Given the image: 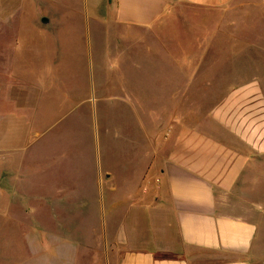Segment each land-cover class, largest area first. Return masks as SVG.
Here are the masks:
<instances>
[{"label": "rangeland", "instance_id": "rangeland-1", "mask_svg": "<svg viewBox=\"0 0 264 264\" xmlns=\"http://www.w3.org/2000/svg\"><path fill=\"white\" fill-rule=\"evenodd\" d=\"M196 11L152 39L113 0H0V264H112L107 207L148 185L176 91L235 79L228 52L197 64Z\"/></svg>", "mask_w": 264, "mask_h": 264}, {"label": "crops", "instance_id": "crops-1", "mask_svg": "<svg viewBox=\"0 0 264 264\" xmlns=\"http://www.w3.org/2000/svg\"><path fill=\"white\" fill-rule=\"evenodd\" d=\"M113 2L116 24L152 39L184 8L199 9L197 64L223 51L236 67L230 84L221 73L193 97L176 91L185 98L170 111L148 185L107 207L112 264H264V0Z\"/></svg>", "mask_w": 264, "mask_h": 264}, {"label": "water", "instance_id": "water-1", "mask_svg": "<svg viewBox=\"0 0 264 264\" xmlns=\"http://www.w3.org/2000/svg\"><path fill=\"white\" fill-rule=\"evenodd\" d=\"M43 22H44V23H48V19H47V18H44V19H43Z\"/></svg>", "mask_w": 264, "mask_h": 264}]
</instances>
